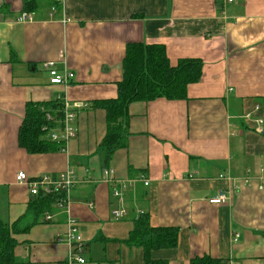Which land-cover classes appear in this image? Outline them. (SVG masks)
<instances>
[{
	"label": "crops",
	"instance_id": "0c3cea01",
	"mask_svg": "<svg viewBox=\"0 0 264 264\" xmlns=\"http://www.w3.org/2000/svg\"><path fill=\"white\" fill-rule=\"evenodd\" d=\"M32 1L27 13L25 0H0V218L12 224L31 198L18 172L32 181L70 170L76 184L67 213L53 210L14 235L15 264L65 263L67 219L77 222L85 264H143L142 249L124 243L141 213L152 227L179 231L177 246L151 252L153 260L264 264V0ZM21 13L33 21L17 23ZM132 43L163 45L171 66L199 60L202 73L185 100L129 105L127 146L109 168L149 185L128 189V215L114 221L97 150L105 113L91 103L116 98ZM46 63L74 75L67 87L49 84ZM58 95L86 107L76 112L74 139L59 152L27 154L18 146L26 103ZM219 192L226 202L210 205Z\"/></svg>",
	"mask_w": 264,
	"mask_h": 264
},
{
	"label": "trees",
	"instance_id": "16d2710c",
	"mask_svg": "<svg viewBox=\"0 0 264 264\" xmlns=\"http://www.w3.org/2000/svg\"><path fill=\"white\" fill-rule=\"evenodd\" d=\"M32 0H25V11L29 13ZM59 4L57 2H54ZM57 10V7L54 6ZM202 63L194 59H181L171 66L163 45L132 43L126 45L122 60V78L117 83L115 99L94 101L92 108L105 113L106 133L97 150L103 155V169L109 168L113 155L127 146L128 107L134 102H149L155 99L185 100L188 85L195 84L201 77ZM264 101V100H263ZM62 103L55 99L42 102H28L24 118L18 131V146L30 155H41L64 150L60 142L51 141L43 127H53L46 123L47 114L61 119ZM102 169V170H103ZM61 192L31 196L25 213L8 225L0 218V264H15L14 250L17 241L14 235L24 234L38 225L42 218L50 215ZM58 211V210H56ZM178 229L152 227L149 216L141 213L133 220V229L124 243L129 247L142 249L143 264H168L153 260L150 253L173 249L178 243ZM189 264H226L208 256L193 258Z\"/></svg>",
	"mask_w": 264,
	"mask_h": 264
},
{
	"label": "built area",
	"instance_id": "2783aa9c",
	"mask_svg": "<svg viewBox=\"0 0 264 264\" xmlns=\"http://www.w3.org/2000/svg\"><path fill=\"white\" fill-rule=\"evenodd\" d=\"M55 2L60 3L61 0H55ZM232 2V0H228ZM56 8L52 7L50 11V16L54 15ZM33 21L32 17L27 13H21L17 19L18 23H26ZM48 76L49 84L51 86H61L67 87L70 80L73 79V74L67 71L62 73L54 69L51 63H46L44 65ZM57 100L62 103L61 112L63 114L62 118H56L54 115H46L45 121L53 127H43L48 133V139L55 142H60L61 145L65 147L66 143L74 139L76 130L73 127V122L75 120V111L81 109V104H71L66 100L61 99L58 95ZM258 132L263 131L262 119H258ZM102 180L109 184L110 187V197L116 202L117 206L111 211V218L114 221H120L126 218L128 215L124 204H125V194L130 187L135 183H142L143 186L147 187L149 185V180L143 176L136 179H130L128 181H122L114 178L113 171L111 168L102 170ZM15 180L18 184H26L29 187V193L31 196H36L40 191L43 194H52L56 192H61L62 196L55 202V208L59 212L67 213V209L70 203V193L73 186L76 184L73 176V172L67 170L60 173L57 176H45L41 178L34 179L30 181L24 172H18ZM227 200L226 192H219L216 197L208 200L210 205H218L225 203ZM46 219H51V216H47ZM65 241L69 248L68 260L62 264H85L82 258L84 245L80 235V230L78 228L77 222L75 220L67 219V231L65 235ZM230 264V263H226Z\"/></svg>",
	"mask_w": 264,
	"mask_h": 264
},
{
	"label": "bare ground",
	"instance_id": "6f19581e",
	"mask_svg": "<svg viewBox=\"0 0 264 264\" xmlns=\"http://www.w3.org/2000/svg\"><path fill=\"white\" fill-rule=\"evenodd\" d=\"M16 22H17V20H16ZM18 23V22H17ZM73 78H74V75H73ZM72 80V79H71ZM70 80V81H71ZM72 104V103H71ZM78 104V103H77ZM80 104V103H79ZM86 108V107H85ZM84 107H83V105H82V107H81V109H79V110H77V111H80V110H83V109H85ZM77 111H75V114H76V112ZM75 118H76V116H75ZM47 137H48V133H47ZM45 177V176H44ZM30 194V193H29ZM31 196V195H30ZM47 218V217H46ZM47 221H49L50 219H46Z\"/></svg>",
	"mask_w": 264,
	"mask_h": 264
}]
</instances>
